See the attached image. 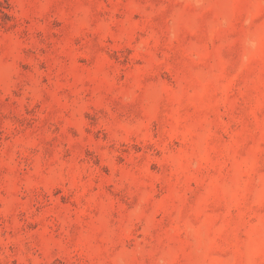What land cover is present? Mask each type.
<instances>
[{
  "label": "rangeland",
  "instance_id": "obj_1",
  "mask_svg": "<svg viewBox=\"0 0 264 264\" xmlns=\"http://www.w3.org/2000/svg\"><path fill=\"white\" fill-rule=\"evenodd\" d=\"M0 264H264V0H0Z\"/></svg>",
  "mask_w": 264,
  "mask_h": 264
}]
</instances>
